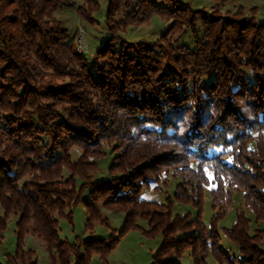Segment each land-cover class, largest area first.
Segmentation results:
<instances>
[{"label": "trees", "instance_id": "1", "mask_svg": "<svg viewBox=\"0 0 264 264\" xmlns=\"http://www.w3.org/2000/svg\"><path fill=\"white\" fill-rule=\"evenodd\" d=\"M70 1L0 0V243L18 217L15 253H0V264H38L25 250L28 234L46 244L51 264H87L93 254L107 261L129 230L141 229L139 219L149 223L146 234L162 235L152 264H181L189 248L195 264H209L210 250L219 264H264V227L251 230L243 210L224 232L236 254L217 231L235 193L264 225V22L241 9L224 13L227 0L211 10L182 0H83V20L109 34L91 59L56 17ZM156 15L171 21L156 43L121 35ZM187 35L192 43L180 44ZM110 143L111 178L95 181ZM73 146L83 150L77 161ZM163 173L180 182L175 194L165 203L142 199ZM207 188L217 209L210 231L202 222ZM179 203L196 217L173 216ZM79 204L87 230L109 226L102 209L125 213L119 237L62 239L59 219L73 223Z\"/></svg>", "mask_w": 264, "mask_h": 264}, {"label": "rangeland", "instance_id": "2", "mask_svg": "<svg viewBox=\"0 0 264 264\" xmlns=\"http://www.w3.org/2000/svg\"><path fill=\"white\" fill-rule=\"evenodd\" d=\"M187 3L191 9H208L211 10L221 0H182ZM84 3L83 0H71L68 4H64L62 9L57 13L56 17L60 20L66 28L70 30L71 37L74 40V45L80 54H90V58H94V52L103 44L109 34L106 27L103 24L91 23L83 20L79 13L80 6ZM104 6V3H103ZM241 9L246 18H251L252 15L256 16L259 22H264V0H227L223 3L221 10L225 12H236ZM171 21H165L160 16H154L152 20L146 24H139L129 26L121 30V35L125 40L133 43L145 42L156 43L161 35L170 25ZM178 34L176 35V37ZM188 43L192 41L189 36L181 38L180 44ZM118 46H120L118 44ZM180 125L185 127V123L181 120ZM114 143V142H113ZM113 143L104 144V156L100 159H96L98 168L95 172H92V176L95 181L102 179H110L109 166L113 159L117 156L115 146ZM250 147L254 148V144H250ZM70 154L73 161H77L83 156V150L78 146H73L70 149ZM196 166V164H194ZM64 177H70V173L64 171ZM28 179V178H26ZM167 181V182H166ZM83 183L82 180L77 178V185L80 186ZM180 182L171 178V175L163 173L158 181H152L150 187L143 190L142 199L147 201H156L159 203H165L168 196L175 194V187ZM87 196V192H86ZM214 200L211 196V188H207L204 192V205L202 212V222L210 231L211 222L213 216L217 213V209L213 207ZM103 215L108 219L109 226L101 225L99 222H94L91 229L87 230L86 221L88 214L83 204H79L73 208V223H70L66 218L59 219L60 236L62 239L68 240L71 244L79 241H83L89 238H108L114 234L117 238L119 232L123 228L125 213L115 212L108 209H102ZM239 210H243L247 216L251 219V230H255L258 227H264L263 224H257L255 222V216L249 211L244 203L243 194L235 193L234 202L229 206L227 215L218 222L217 231L221 236V247L230 254H236L238 247L231 242L225 235V231L232 228L236 221V215ZM68 212V211H67ZM0 214H3V210L0 207ZM190 215V220L196 217V210L193 206L187 204H176L173 211L175 215ZM18 217L15 215L10 216L8 220V226L6 231L2 234L3 239L0 243V253L4 260V255L7 253H15L17 246L16 237V221ZM141 229L129 230L121 239L116 248L109 254L107 261L101 260L100 255L93 254L90 261L87 264H152L153 254L158 249L162 241V235L157 234L151 236L145 233L149 230V223L147 221L139 219L137 221ZM192 234H196L194 230ZM184 236V234H180ZM25 250H32L36 253L38 264H51L49 253L47 251L46 244L36 236L28 234L25 239ZM74 258L71 259L73 264ZM181 264H195L192 256V249L189 248L179 257ZM207 261L209 264H219L215 259L212 251H209Z\"/></svg>", "mask_w": 264, "mask_h": 264}]
</instances>
